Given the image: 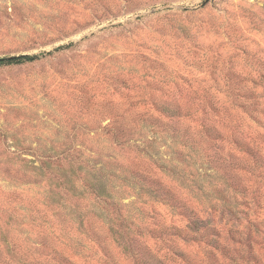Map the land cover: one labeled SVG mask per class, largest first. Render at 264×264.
<instances>
[{"label": "rangeland", "instance_id": "obj_1", "mask_svg": "<svg viewBox=\"0 0 264 264\" xmlns=\"http://www.w3.org/2000/svg\"><path fill=\"white\" fill-rule=\"evenodd\" d=\"M50 51L0 67V264H264V0H0Z\"/></svg>", "mask_w": 264, "mask_h": 264}, {"label": "trees", "instance_id": "obj_2", "mask_svg": "<svg viewBox=\"0 0 264 264\" xmlns=\"http://www.w3.org/2000/svg\"><path fill=\"white\" fill-rule=\"evenodd\" d=\"M79 43H75V42H71L67 45H63L60 46L59 48H56L54 51H61V50H70L76 46H78ZM53 54V51L50 52H43L41 54H36V55H18V56H10V57H4V58H0V67L2 66H20V65H24L33 61L38 60L41 57L44 56H48ZM162 110L163 112L169 114V117H181L182 115V109L180 106L178 105H169V104H164L162 106ZM157 120V119H156ZM144 122V120H143ZM211 130L213 129H208L207 132H211ZM156 133V132H155ZM103 169H100L97 172V176H95V179H97V183L94 184L95 190L100 193L103 194L106 191L105 188V181H103V173H102ZM99 181V184H98ZM97 184H98V188H97ZM156 187H158V184H156ZM164 191V190H162ZM167 198L171 199L172 201L175 200L173 196L170 195L169 192H167ZM186 215H187V225L184 228V230H188L191 231L193 233H199V232H217L216 230V226H214L212 224V218H211V214H209L206 218L202 217L200 214H198L195 210L193 209H187L186 210ZM231 217L234 219V221H236V219L233 217V214L231 213ZM176 229V228H175ZM177 232V234L182 233V229L177 228V230H175Z\"/></svg>", "mask_w": 264, "mask_h": 264}, {"label": "water", "instance_id": "obj_3", "mask_svg": "<svg viewBox=\"0 0 264 264\" xmlns=\"http://www.w3.org/2000/svg\"><path fill=\"white\" fill-rule=\"evenodd\" d=\"M174 6L173 5H166L164 6L162 9H172ZM160 8H157V10H159Z\"/></svg>", "mask_w": 264, "mask_h": 264}]
</instances>
